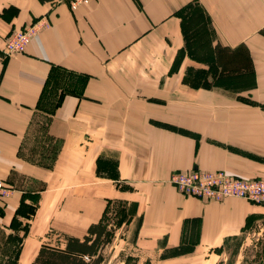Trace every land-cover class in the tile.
Wrapping results in <instances>:
<instances>
[{
    "label": "crops",
    "instance_id": "obj_1",
    "mask_svg": "<svg viewBox=\"0 0 264 264\" xmlns=\"http://www.w3.org/2000/svg\"><path fill=\"white\" fill-rule=\"evenodd\" d=\"M191 3L210 16L222 46L242 42L264 52L250 38L264 28V0H91L75 10L68 0H0V180L13 189L0 200V226L10 225L35 183L33 218L55 187L76 194L77 215L62 211L56 220L77 237L103 217L109 199L133 202L143 252L149 244L158 251L190 244L192 256L204 249L210 255L247 216L262 212L241 199L183 196L165 182L173 171L195 167L264 174V53L249 48L252 69L233 74L253 80L245 92L253 101H213L212 83L145 72V37L160 47L153 53L159 65L168 51L152 35L171 32L180 42V20L169 16L185 14ZM40 17L50 26L24 52L6 55L5 36ZM61 198L51 221L68 204Z\"/></svg>",
    "mask_w": 264,
    "mask_h": 264
},
{
    "label": "rangeland",
    "instance_id": "obj_2",
    "mask_svg": "<svg viewBox=\"0 0 264 264\" xmlns=\"http://www.w3.org/2000/svg\"><path fill=\"white\" fill-rule=\"evenodd\" d=\"M90 1L85 4H79L76 8L89 5ZM70 3L71 0H68L69 8L75 10L76 8H72ZM201 11V8L191 3L185 9V14H173L169 16L170 19L178 17L179 19L177 20H180L181 40L178 43L177 39L175 41L170 38L169 33L171 32L163 33L160 30L157 33V29L154 31L157 34L156 36L152 35V37L163 38L162 47H165L168 51L167 57L165 60H161L159 65L153 61V53H155V50L159 52L160 47L158 48L153 44L148 45L151 41L156 40L151 38V34L146 36L148 33L145 31V72L160 70L165 71L167 76L173 75V77H177L179 72H182L183 81L188 84L209 88L208 86L212 83L211 87L216 89L214 93H210V98L213 101H253L251 95L245 93L249 91V88L251 89L253 87V80L249 77L239 79V77L233 76V74L243 65L249 68L248 70H251V65L253 66V61L250 59L251 54L264 52L259 47L250 46L249 44L245 45L242 42L233 50L222 46L220 43L223 38L220 32L211 25L210 16L201 13ZM40 20L46 21L50 26L49 21L45 17H40L32 23L34 24ZM27 26L13 30H23ZM42 30L44 29L40 31ZM261 30L257 31L255 36L252 34L253 31H251L250 38L257 37L259 43L264 47V28ZM251 47L253 53L250 54L249 48L251 49ZM4 53L6 54L5 50ZM245 59L247 62H245ZM171 79L176 80L174 78ZM167 80L169 79H165V81ZM164 84L167 83L165 82ZM40 160L43 162L50 161L49 158ZM194 170L222 172L230 178L246 181H260L264 178V174L258 177H249L233 173L227 169L210 170L195 167L187 170L173 171L165 181L171 184L183 196L195 197L212 202H220L227 198L241 199L258 206L259 209H262V212H256L247 216L240 229L235 234L223 239L220 246L215 247L210 255H205L206 249H204L192 256L191 253H187V251L193 248L190 244H186L180 249H166L164 251H158L154 246H150L152 244H149L145 246V251L143 252L141 241L137 237L138 231L141 228V222L139 218L133 217V202L127 204L126 201L121 199H109L106 203L103 217L105 216V220L109 223V228L114 231V236L112 241L102 250L103 261L101 264H264V196L258 198L227 196L220 199H211L184 194L179 191L178 186L172 178L178 173H188ZM39 185L41 183L31 184L27 186V190H24V202H21L19 205V213L21 215H18L19 221L16 220L13 223L16 228L0 226V264L3 261L11 264L12 258L9 260L5 258L14 250L16 243L15 236L7 239L3 236V231L15 234L17 233V228L26 223L29 218H33L36 205H38L40 198L38 193ZM55 188L49 191L50 195H48L47 199L43 198V204L40 207L38 217H34V228L32 232L30 231L25 242L26 246L23 257L17 264H29V260L33 256V250L38 245L40 246L43 243L58 245L62 243L64 236L68 235L67 232L60 230L61 224L56 219L61 218L62 211L69 212L71 217L77 215V196L75 194L72 197L69 193L70 190ZM61 197L65 198L68 204L65 205V208L60 209L54 221H51V214H54L57 207L55 203ZM46 209L50 211L49 216L44 215ZM206 257L208 260H204Z\"/></svg>",
    "mask_w": 264,
    "mask_h": 264
},
{
    "label": "built area",
    "instance_id": "obj_3",
    "mask_svg": "<svg viewBox=\"0 0 264 264\" xmlns=\"http://www.w3.org/2000/svg\"><path fill=\"white\" fill-rule=\"evenodd\" d=\"M89 0H71V7L88 3ZM48 23L40 20L28 25L23 30H13L4 39L6 54L23 52L32 37L41 29H47ZM174 175V174H173ZM172 175V176H173ZM172 180L184 194L192 196L220 199L227 196L241 198H258L264 196V178L260 181L233 179L222 172L194 170L188 173H178ZM13 189L0 180V200H4Z\"/></svg>",
    "mask_w": 264,
    "mask_h": 264
},
{
    "label": "trees",
    "instance_id": "obj_4",
    "mask_svg": "<svg viewBox=\"0 0 264 264\" xmlns=\"http://www.w3.org/2000/svg\"><path fill=\"white\" fill-rule=\"evenodd\" d=\"M21 202L24 201L22 200ZM37 206L38 205H36V208ZM19 207L20 206L16 209L15 217L12 218L9 225V227H13L14 229L16 226L14 227L13 223L16 220L19 221L18 215H21L19 213ZM30 219L31 218L21 227L17 228V233L15 234L3 231V236L7 239L13 236L16 237L14 250L5 258L6 260L12 258L11 264L18 263L24 238L29 232ZM105 219L104 216L103 219L89 224L87 233L82 237L65 235L61 244H41L29 264H101L103 261L102 250L112 241L114 236V231L109 228V223ZM2 264L7 263L3 261Z\"/></svg>",
    "mask_w": 264,
    "mask_h": 264
}]
</instances>
